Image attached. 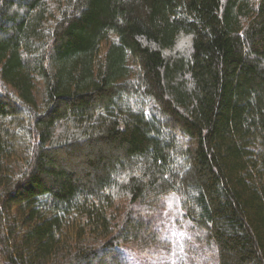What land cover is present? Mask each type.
<instances>
[{
	"label": "trees",
	"instance_id": "1",
	"mask_svg": "<svg viewBox=\"0 0 264 264\" xmlns=\"http://www.w3.org/2000/svg\"><path fill=\"white\" fill-rule=\"evenodd\" d=\"M172 195L264 264V0H0V264L166 255Z\"/></svg>",
	"mask_w": 264,
	"mask_h": 264
},
{
	"label": "rangeland",
	"instance_id": "2",
	"mask_svg": "<svg viewBox=\"0 0 264 264\" xmlns=\"http://www.w3.org/2000/svg\"><path fill=\"white\" fill-rule=\"evenodd\" d=\"M111 38L115 40L113 36ZM169 198V202L166 204V201H164L165 204L161 207V219H159L163 223V233L169 240L167 254L152 258L139 256L128 251L123 256L126 264H176L177 260L185 258L186 250L184 251V249H186V246H192L191 243L186 241L190 237L189 230L187 229L188 224L177 213L179 206L178 198L175 195Z\"/></svg>",
	"mask_w": 264,
	"mask_h": 264
}]
</instances>
